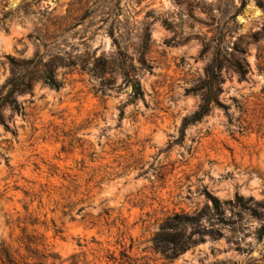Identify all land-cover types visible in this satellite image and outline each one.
Segmentation results:
<instances>
[{
	"label": "rangeland",
	"instance_id": "obj_1",
	"mask_svg": "<svg viewBox=\"0 0 264 264\" xmlns=\"http://www.w3.org/2000/svg\"><path fill=\"white\" fill-rule=\"evenodd\" d=\"M32 1L36 14H16ZM70 8L69 31L51 39ZM0 9L13 13L0 28V91L7 56L78 64L57 69L59 91L38 80L18 95L21 115L2 110L0 264L4 249L19 264H264V0H0ZM216 58L219 104L184 128ZM97 59L110 71L93 76ZM27 237L61 260L31 257Z\"/></svg>",
	"mask_w": 264,
	"mask_h": 264
},
{
	"label": "trees",
	"instance_id": "obj_2",
	"mask_svg": "<svg viewBox=\"0 0 264 264\" xmlns=\"http://www.w3.org/2000/svg\"><path fill=\"white\" fill-rule=\"evenodd\" d=\"M36 4L37 3L35 1L25 3L18 9L16 14L19 15L20 11L24 16H27L29 14H36L37 10L34 9ZM92 7H90L89 9H91ZM71 12L72 8L68 9L67 17L55 18L56 23L53 24V27L56 28V31L51 34V39L54 40L56 39V37L62 36L69 31L66 20L70 17ZM11 17H13V13H6L4 12V9H0V28L6 29L7 19ZM110 35L113 38L114 44H116L118 50L120 51L118 54V64L124 71V55L121 53L120 42L121 36L116 37L114 30L110 31ZM64 58L65 57L61 56L59 58H56L55 60H46L45 56L35 55L32 59L22 60L7 56V59L9 60L11 66V75L0 91V124L5 126L7 129L9 128L5 116L2 114V110L6 107L11 110V113L13 115L22 114L23 108L17 101L16 97L20 94L31 92L38 80L43 81L47 86L56 91H59L62 88V83L56 78L55 73L57 69H73L78 65L77 62L72 60L67 62ZM96 62H98L99 66H95L89 69V72L93 76H97L100 73H107V71H110L111 67L108 68V64L102 59H97ZM85 67L86 66L84 65L83 69H85ZM223 67V62L219 60V58L214 59L213 62L208 66L206 71L207 80L205 81L201 89L203 104L193 116L184 120V128L191 124L200 122L205 116L210 113L212 104H219L221 84L223 83L221 79V72ZM234 68L236 69V71H238V73H241L242 75L244 74L243 69L239 65H234ZM127 79L128 84H130V86L132 87L134 97L136 99L143 98L144 93L142 91L140 83L135 81L134 79H131L129 75H127ZM213 204L216 209L219 208V201L217 199L213 198ZM32 241L33 240L31 238L27 237L25 243V249L28 253L31 254V257H37L38 260L50 259L54 263L61 260V257L55 252L39 253L37 250L32 249L31 246L34 244ZM171 243L179 245V240L174 239ZM2 253V264H19L14 259H12L7 250L4 249Z\"/></svg>",
	"mask_w": 264,
	"mask_h": 264
}]
</instances>
